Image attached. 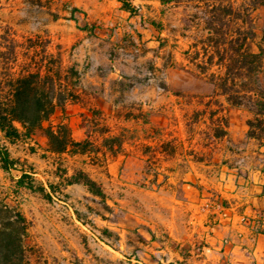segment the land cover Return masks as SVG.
<instances>
[{"label":"rangeland","instance_id":"rangeland-1","mask_svg":"<svg viewBox=\"0 0 264 264\" xmlns=\"http://www.w3.org/2000/svg\"><path fill=\"white\" fill-rule=\"evenodd\" d=\"M125 1L132 14L120 0H0V98L35 72L55 96L106 97L104 112L84 100L72 122L57 108L43 124L67 120L93 153H50L42 131L1 140L21 165L5 171L0 162V200L27 219L30 264H264V237L249 244L238 231L260 232V219L238 215L220 192L236 193L230 170L259 167L264 148L246 135L248 108L229 105L219 88L229 61H218L214 44L222 51V38L252 28L257 52L264 6L245 22L225 15L237 0ZM111 136L123 141L117 155L103 147ZM21 170L50 199L17 187ZM79 172L105 197L71 185Z\"/></svg>","mask_w":264,"mask_h":264},{"label":"trees","instance_id":"trees-1","mask_svg":"<svg viewBox=\"0 0 264 264\" xmlns=\"http://www.w3.org/2000/svg\"><path fill=\"white\" fill-rule=\"evenodd\" d=\"M237 1L240 4L236 8L230 4L225 15L245 22L247 21L245 12L248 14L249 11L264 6V0ZM120 2L123 10L130 14L134 12V8L125 0ZM219 9L215 6L211 8L213 13ZM245 31L239 28L235 35L222 38L224 41L222 51L219 50V42H214L211 36L208 37V41L216 44L220 63L229 61V64L223 65L224 75L219 85L220 90L229 105L248 108L252 119L246 122V135L264 148V82L261 81L264 69V32L257 52H253L248 42L255 38V33L252 28L246 31L247 33ZM72 98L71 92H61L55 96L52 84L42 77L40 72L22 75L11 85L9 96L0 98V162L3 170H11L21 164L19 160L10 156L1 140L14 144L20 140L31 139L38 131L44 133L50 153L70 155L93 153L94 144L88 138L75 141L67 124L59 123L48 127L43 125L54 115L57 108L64 109L65 104ZM223 128L217 137L227 135L226 123ZM122 145L121 136H111L103 140V147L111 155L119 154ZM70 184H82L91 194L99 198L105 197L99 185L83 172L74 176ZM16 185L30 192L39 193L47 200L50 199L45 187L36 184L32 172L21 170ZM27 236L26 217L16 207L0 200V264H30L26 255Z\"/></svg>","mask_w":264,"mask_h":264},{"label":"crops","instance_id":"crops-1","mask_svg":"<svg viewBox=\"0 0 264 264\" xmlns=\"http://www.w3.org/2000/svg\"><path fill=\"white\" fill-rule=\"evenodd\" d=\"M75 96H77V99L75 101H68L65 104L64 109H61V113L69 116L71 122L77 117L78 112L85 111L84 100L88 101L91 104H94V106L89 104L90 106L100 109V111L102 112L105 111V107L102 105L104 104V102H106V97L104 95L100 93L91 94L80 90L75 93ZM62 123L66 124L67 120H63ZM80 133V130L77 131L78 135H80ZM72 138L75 141L83 140L80 137L74 138V135L72 136ZM238 170L241 171L242 174L239 173ZM230 171L232 173H235L236 171L238 172L233 175L231 174L230 176H238L239 183H241V186L238 188L236 193L232 195H228L225 191H223L221 187L220 192L226 197H232L234 201V209L238 210V215L244 214L249 215L252 218L260 219V232H258V229H254V227L252 226L238 227V231L242 232V240L247 241V243L251 244L252 241H256L259 240L261 237H264V162H261L259 167L249 166V168H244L242 170L234 168ZM256 248L258 250L257 246Z\"/></svg>","mask_w":264,"mask_h":264},{"label":"built area","instance_id":"built-area-1","mask_svg":"<svg viewBox=\"0 0 264 264\" xmlns=\"http://www.w3.org/2000/svg\"><path fill=\"white\" fill-rule=\"evenodd\" d=\"M242 220H245V217H242Z\"/></svg>","mask_w":264,"mask_h":264}]
</instances>
